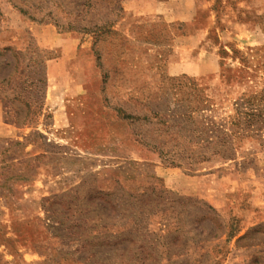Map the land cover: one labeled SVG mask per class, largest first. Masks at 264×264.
<instances>
[{
  "label": "rangeland",
  "instance_id": "rangeland-1",
  "mask_svg": "<svg viewBox=\"0 0 264 264\" xmlns=\"http://www.w3.org/2000/svg\"><path fill=\"white\" fill-rule=\"evenodd\" d=\"M263 46L264 0H0V264H264V130L154 150L191 86L259 92Z\"/></svg>",
  "mask_w": 264,
  "mask_h": 264
},
{
  "label": "trees",
  "instance_id": "trees-1",
  "mask_svg": "<svg viewBox=\"0 0 264 264\" xmlns=\"http://www.w3.org/2000/svg\"><path fill=\"white\" fill-rule=\"evenodd\" d=\"M256 53L254 61L258 65L253 68L264 69V46ZM239 60L243 66H249L247 57L242 55ZM177 87L183 86L177 84ZM187 94L192 98L182 106V112L171 114L173 121H162L161 134L165 141L154 148L171 163L183 157H198L201 161L230 159L244 140L259 136L264 130V87L240 97L234 103L233 113L223 118L204 115L211 111L212 104L196 86H191Z\"/></svg>",
  "mask_w": 264,
  "mask_h": 264
}]
</instances>
